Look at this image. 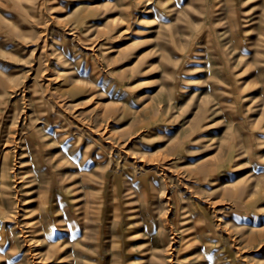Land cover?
Masks as SVG:
<instances>
[{
    "label": "rangeland",
    "instance_id": "1",
    "mask_svg": "<svg viewBox=\"0 0 264 264\" xmlns=\"http://www.w3.org/2000/svg\"><path fill=\"white\" fill-rule=\"evenodd\" d=\"M0 264H264V0H0Z\"/></svg>",
    "mask_w": 264,
    "mask_h": 264
}]
</instances>
